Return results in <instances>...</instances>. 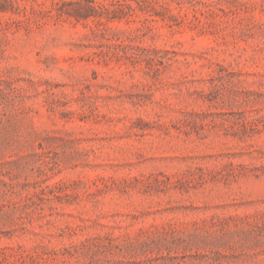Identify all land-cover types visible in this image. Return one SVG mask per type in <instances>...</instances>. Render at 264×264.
I'll return each mask as SVG.
<instances>
[{"label":"rangeland","instance_id":"rangeland-1","mask_svg":"<svg viewBox=\"0 0 264 264\" xmlns=\"http://www.w3.org/2000/svg\"><path fill=\"white\" fill-rule=\"evenodd\" d=\"M0 264H264V0H0Z\"/></svg>","mask_w":264,"mask_h":264}]
</instances>
